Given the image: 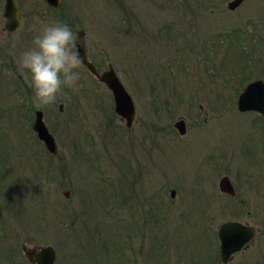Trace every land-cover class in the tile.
<instances>
[{"label":"rangeland","instance_id":"1","mask_svg":"<svg viewBox=\"0 0 264 264\" xmlns=\"http://www.w3.org/2000/svg\"><path fill=\"white\" fill-rule=\"evenodd\" d=\"M228 1L15 0L21 26L7 33L0 0V264H30L22 247L40 245L53 264H223L226 220L257 232L225 264H264V121L235 108L246 82L264 81V0ZM78 29L130 95V128L67 56ZM37 109L53 155L31 129Z\"/></svg>","mask_w":264,"mask_h":264},{"label":"water","instance_id":"2","mask_svg":"<svg viewBox=\"0 0 264 264\" xmlns=\"http://www.w3.org/2000/svg\"><path fill=\"white\" fill-rule=\"evenodd\" d=\"M39 1L51 7H56L60 3V0ZM241 2L242 0H229L226 7L232 10ZM1 16L4 21L3 30L5 32L13 33L20 29L21 14L15 0H3ZM66 52L70 58L76 60L107 88L112 97L113 112L123 121L126 128H130L135 116L133 101L110 64H107L106 69L97 71L88 59L87 44L82 29L75 30L74 39ZM235 108L238 112H255L264 121V81L257 78L246 82L237 94ZM173 127L179 135L185 133L186 128L183 119L174 121ZM31 129L49 154L53 155L57 152L54 136L43 121L41 110L37 109L33 112ZM217 188L221 193L228 196L235 195L234 186L227 175L220 176L217 181ZM63 194L67 196V191H64ZM173 195L174 190L171 189L170 196ZM256 232L257 229L254 226L238 220L221 222L216 230L219 261L223 264L229 262L236 252L247 247L255 237ZM22 252L30 264H53L56 257L55 250L51 245L22 247Z\"/></svg>","mask_w":264,"mask_h":264},{"label":"trees","instance_id":"3","mask_svg":"<svg viewBox=\"0 0 264 264\" xmlns=\"http://www.w3.org/2000/svg\"><path fill=\"white\" fill-rule=\"evenodd\" d=\"M163 28H164V30L165 29H167V28H171L172 29V27L169 25H167V26H163ZM170 29V30H171ZM165 33H166V35H169L170 36V34L169 33H167L166 31H165ZM175 40H177V39H174V43H176L175 42ZM245 41H246V44H247V40L245 39ZM174 43H172V44H170V45H173ZM184 43V42H183ZM180 44L182 45V43H180L179 42V46H180ZM240 44V41L238 42V45ZM181 48H183V46H181ZM183 54V53H182ZM29 106H31V104L29 105ZM32 108V107H31ZM8 120H11V117L10 118H8V117H6ZM1 120V119H0ZM8 126H10V127H12L11 125H9L8 124ZM40 142V141H39ZM3 150V149H2ZM1 153V152H0ZM2 154V153H1ZM0 162L2 163V164H4V160H3V157H1V155H0ZM1 165V164H0ZM5 170V171H4ZM4 170H2V171H0V177L1 178H4L5 180H6V175L8 174V170H7V168H5ZM0 180H2V179H0ZM5 188H7L6 187V183H4V185L2 186V184H1V186H0V194H4V195H6V191H5ZM8 189H10V188H8ZM5 197V196H4ZM2 200H3V198H2ZM3 204V203H2ZM4 205V204H3ZM7 256V249H6V247H2L1 249H0V257H6Z\"/></svg>","mask_w":264,"mask_h":264},{"label":"flooded vegetation","instance_id":"4","mask_svg":"<svg viewBox=\"0 0 264 264\" xmlns=\"http://www.w3.org/2000/svg\"><path fill=\"white\" fill-rule=\"evenodd\" d=\"M68 56V55H67ZM89 59V58H88ZM228 196V195H227ZM231 197V196H230ZM233 197V196H232Z\"/></svg>","mask_w":264,"mask_h":264}]
</instances>
